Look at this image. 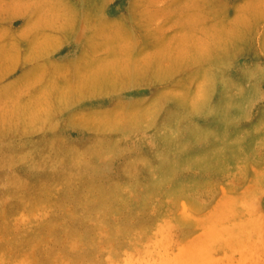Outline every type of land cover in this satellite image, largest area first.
<instances>
[{
  "label": "rangeland",
  "instance_id": "1",
  "mask_svg": "<svg viewBox=\"0 0 264 264\" xmlns=\"http://www.w3.org/2000/svg\"><path fill=\"white\" fill-rule=\"evenodd\" d=\"M0 264H264V0H0Z\"/></svg>",
  "mask_w": 264,
  "mask_h": 264
}]
</instances>
